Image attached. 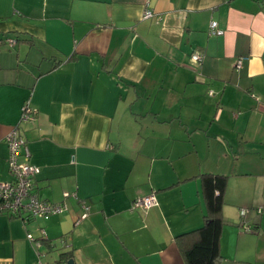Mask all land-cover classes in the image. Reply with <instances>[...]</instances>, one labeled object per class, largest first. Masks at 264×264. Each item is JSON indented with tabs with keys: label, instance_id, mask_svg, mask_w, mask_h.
I'll use <instances>...</instances> for the list:
<instances>
[{
	"label": "crops",
	"instance_id": "obj_1",
	"mask_svg": "<svg viewBox=\"0 0 264 264\" xmlns=\"http://www.w3.org/2000/svg\"><path fill=\"white\" fill-rule=\"evenodd\" d=\"M15 125L38 195L78 199L0 214V264H185L203 174L227 176L219 264H264V0H0V180Z\"/></svg>",
	"mask_w": 264,
	"mask_h": 264
},
{
	"label": "built area",
	"instance_id": "obj_2",
	"mask_svg": "<svg viewBox=\"0 0 264 264\" xmlns=\"http://www.w3.org/2000/svg\"><path fill=\"white\" fill-rule=\"evenodd\" d=\"M154 15L153 10L146 7L143 12L144 18H149ZM208 33L222 34L223 30L218 27L215 20L209 23ZM191 58L200 63L202 55L195 52ZM242 57L237 58L235 67L240 68ZM212 94V91L209 92ZM36 110L32 108L28 102L23 105L21 120L26 121L33 118ZM5 141L8 147L7 167L11 178L9 180H0V214L10 217L21 218L26 223L30 218L48 219L51 215L61 213L67 209L65 200L68 197L78 199L76 193L63 192V201L51 202L42 199L34 190V178L40 172L39 166L30 162V150L26 139L20 135L18 126H13L5 135ZM81 205L83 212L77 217L76 222L84 219L88 215L89 207L83 203ZM157 203L154 193H149L144 196L137 197L133 200L131 208H149ZM248 210L242 208L240 213L242 216ZM246 230H250L249 226H245ZM41 236L34 237L32 233H27V239L34 242L35 246L41 245L42 239H45V231L40 229ZM41 255V253H38ZM39 263H41L39 261Z\"/></svg>",
	"mask_w": 264,
	"mask_h": 264
},
{
	"label": "trees",
	"instance_id": "obj_3",
	"mask_svg": "<svg viewBox=\"0 0 264 264\" xmlns=\"http://www.w3.org/2000/svg\"><path fill=\"white\" fill-rule=\"evenodd\" d=\"M227 176L203 174L201 191L205 201L203 225L178 235L177 245L185 264H219V239Z\"/></svg>",
	"mask_w": 264,
	"mask_h": 264
},
{
	"label": "water",
	"instance_id": "obj_4",
	"mask_svg": "<svg viewBox=\"0 0 264 264\" xmlns=\"http://www.w3.org/2000/svg\"><path fill=\"white\" fill-rule=\"evenodd\" d=\"M67 264H71V260H69V261L67 262Z\"/></svg>",
	"mask_w": 264,
	"mask_h": 264
}]
</instances>
